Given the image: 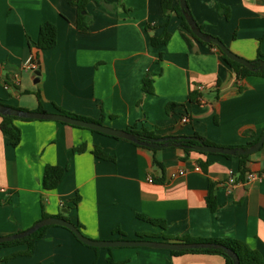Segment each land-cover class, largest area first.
Returning <instances> with one entry per match:
<instances>
[{"label": "crops", "instance_id": "1", "mask_svg": "<svg viewBox=\"0 0 264 264\" xmlns=\"http://www.w3.org/2000/svg\"><path fill=\"white\" fill-rule=\"evenodd\" d=\"M69 1L0 0V101L27 111L61 109L117 130L147 129L161 142L153 150L61 122L17 120L21 143L13 147L0 129V237L56 217L101 241L231 238L257 251L264 262V178L246 180L249 172L264 173V146L250 155L242 176L238 156L186 153L167 143L198 133L215 146L241 148L261 137L264 77L237 79L219 49L185 33L175 12L163 15L161 0H90L87 33L77 29L78 11ZM188 4L205 33L248 61L256 62L259 54L264 60V0ZM216 4L231 9L229 20ZM47 22L57 27V44L39 51L35 60ZM165 32L168 43L153 46L152 38ZM193 92L200 101L190 100ZM171 103L176 106L169 111ZM47 165L68 168L50 192L42 186ZM211 184L214 210L208 202ZM149 220L162 221L165 228ZM26 250L25 244L2 248L0 264H108L107 249L96 251L56 225L36 243L32 256L23 255ZM112 255L117 264H225L217 254L174 256L150 248H113Z\"/></svg>", "mask_w": 264, "mask_h": 264}, {"label": "trees", "instance_id": "2", "mask_svg": "<svg viewBox=\"0 0 264 264\" xmlns=\"http://www.w3.org/2000/svg\"><path fill=\"white\" fill-rule=\"evenodd\" d=\"M96 2H101L103 0H95ZM72 5L76 6L77 11H78V16H77V29L82 32V33H87L90 30L91 26V16L87 12V6L90 3V0H70L69 1ZM161 6L163 10V15L166 16L169 12H175L181 19V27L185 33L189 34L191 38L197 40L198 42L208 45L211 47H215L219 49L215 44L213 43H206L201 40H199L191 31L188 23L184 19L182 9L180 7V4L177 6L173 7L172 2L170 0H161ZM113 10L116 9V5L113 6ZM216 9L218 13L221 16H224L227 20L230 19L231 17V9L229 7H226L222 4H216ZM200 26V25H199ZM202 30L203 27L200 26ZM57 37H58V32H57V27L50 23L47 22L41 26L40 29V35L38 38V41L36 43L37 47V52L35 54V60L38 59L39 57V51L43 50H50L54 48L57 44ZM170 39V35L168 32H165L162 37L160 38H152L151 43L153 46H159L161 44H167ZM221 52V50L219 49ZM222 54L223 60L230 66L232 69H234L237 79H243L247 76H260L264 77V70L258 69L256 71H251L248 68L244 67L243 65H240L232 60H230L225 54ZM262 55L259 54V59L255 62L256 66L259 67V63L262 59ZM6 83L8 86H12L11 83L6 80ZM242 89V88H241ZM144 90L145 92L149 93L151 92V80L148 78L145 79L144 82ZM38 96V94H37ZM190 100H198L200 101V94L198 92H193L190 95ZM1 104H4L2 101H0ZM5 105V104H4ZM176 106L175 103H171L168 105V110L170 111ZM20 109V108H18ZM24 110V109H22ZM36 112H45L42 107H39L38 111ZM59 113L71 116L73 118L85 120L88 122H96L100 123L98 121L93 120L90 117L74 114V113H69L66 111H63L61 109H58ZM1 124H0V129L5 137L9 140V143L13 147H18L19 144L21 143V130L17 125L15 124V121L17 120H22V121H35V120H30V119H23V118H18V117H12V116H5L1 115ZM72 126V125H71ZM75 127V126H73ZM80 129H86V128H81V127H76ZM89 130V129H87ZM93 133L100 134L96 131L90 130ZM128 132L135 134L139 140L140 143H136L141 145L142 142H145L146 144H142L145 146L151 147L153 150H155L158 145L160 144V138L155 134V132L148 131L147 129H143L141 131H135L134 129H129L127 130ZM103 135V134H101ZM107 136V135H106ZM260 139V136L255 138L252 142L248 143L247 145L241 147V148H249L253 144L257 143ZM203 143L205 145H215L203 136L199 135L196 133L194 136L191 137H175L172 138L170 141L167 143L173 144V145H178L182 148H184V151L186 153H189L191 151H194V147L198 146L199 144ZM201 154H206L203 152H198ZM97 156L102 158V159H107V157L103 156L101 152L97 153ZM226 158H233L234 156L231 155H223ZM240 160V166H239V171L242 176H244L248 172V164H249V159L250 156H240L238 157ZM155 163L158 165V162L155 160ZM199 167L202 169L206 170L207 169V163H200ZM67 167H61V166H56V165H47L44 170L43 174V179H42V186L43 190L45 192H50L56 190L59 185L61 184L64 175L67 171ZM213 184H211L210 187V193H209V206L214 210L216 208V201H215V196L213 194ZM80 197L77 196L72 200L74 207L78 206L79 204ZM151 223L155 225H159L162 228H165V223L159 220H149ZM50 226L43 227L36 231L34 234L24 238V239H19V240H13L10 242L6 243H0V250L5 247H12L16 245H21L25 244L27 245V250L23 253L25 256H32L35 250V245L38 241L43 239L46 236L47 230ZM70 231V230H69ZM71 232V231H70ZM72 233V232H71ZM115 233L122 234L120 230L115 231ZM73 234V233H72ZM74 235V234H73ZM75 236V235H74ZM76 237V236H75ZM164 239H167L166 236L163 237ZM177 241L181 242H187V243H212V244H217L221 246L220 248H206V249H190V250H181V251H170V253L174 256H179V255H184L187 253H205V254H217L225 259V264H234V259L231 255H229L226 250H231L234 252L240 259V264H264L261 255L250 248L247 244L231 239V238H224V239H210V240H202V239H192L190 237H186L183 239H177ZM82 243V242H81ZM90 247V246H89ZM92 249L99 251L100 248L96 247H91ZM109 251V255L107 258L108 264H117L115 262L114 257L112 255V248L107 249ZM52 264V263H49Z\"/></svg>", "mask_w": 264, "mask_h": 264}, {"label": "water", "instance_id": "3", "mask_svg": "<svg viewBox=\"0 0 264 264\" xmlns=\"http://www.w3.org/2000/svg\"><path fill=\"white\" fill-rule=\"evenodd\" d=\"M180 7L182 9V13L184 19L188 23L192 33L201 41L206 43L215 44L223 54H225L230 60L243 65L251 71H256L258 69L264 70V60H261L259 63V67L256 66V63L253 61H248L239 55L232 52L229 47L219 38L212 36L210 34L205 33L191 14L188 0H179ZM40 71L36 70L34 72V82H39L40 79ZM0 114L5 116L18 117L23 119L30 120H45V121H56L65 123L68 125H72L75 127L86 128L89 130L96 131L100 134L107 135L110 137H114L117 139H125L134 143H140L139 138L126 130H117L111 127H107L103 124L96 122H88L85 120L73 118L71 116L62 114V113H49V112H35V111H27L18 108H14L8 105H4L0 103ZM172 139V138H168ZM166 140V139H165ZM142 144H146L142 142ZM264 146V133L261 135L259 141L249 148H229V147H220L215 145H205L200 142V144L194 149L203 153L210 154H219V155H231V156H250L256 152H258ZM61 226L70 230L76 238L82 242L83 244L96 247L100 249H108V248H150V249H159V250H167V251H181V250H190V249H206V248H220L221 246L212 243H187L181 241H166V240H93L86 237L79 228L74 225L72 222L56 217H50L42 219L38 221L31 228L14 234L10 236H2L0 237V243H6L13 240L24 239L32 234H34L39 229L46 226ZM226 252L231 255L234 259V264H240L239 257L232 252L231 250H226Z\"/></svg>", "mask_w": 264, "mask_h": 264}, {"label": "built area", "instance_id": "4", "mask_svg": "<svg viewBox=\"0 0 264 264\" xmlns=\"http://www.w3.org/2000/svg\"><path fill=\"white\" fill-rule=\"evenodd\" d=\"M30 63H32V60H31ZM33 67H34V65H33ZM182 122H183V123H188V122H189V119H188L187 117H184V118L182 119ZM179 175H184V171H180V172H179ZM262 178H264V173H253V172H249V173L246 174V180L249 181V182H250V181L259 180V179H262ZM149 182H150V183H153L154 180H153L152 178H150V179H149ZM235 182H236V179H235L234 175L231 174V176H230V178H229V183H230L231 185H234Z\"/></svg>", "mask_w": 264, "mask_h": 264}]
</instances>
